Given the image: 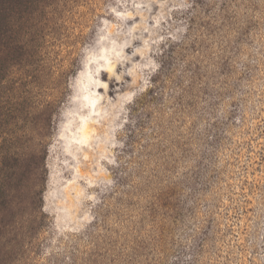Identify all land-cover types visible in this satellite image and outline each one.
I'll return each mask as SVG.
<instances>
[{"label":"clouds","instance_id":"obj_1","mask_svg":"<svg viewBox=\"0 0 264 264\" xmlns=\"http://www.w3.org/2000/svg\"><path fill=\"white\" fill-rule=\"evenodd\" d=\"M0 264H264V0L0 18Z\"/></svg>","mask_w":264,"mask_h":264},{"label":"trees","instance_id":"obj_2","mask_svg":"<svg viewBox=\"0 0 264 264\" xmlns=\"http://www.w3.org/2000/svg\"><path fill=\"white\" fill-rule=\"evenodd\" d=\"M19 10V0H0V18H13Z\"/></svg>","mask_w":264,"mask_h":264}]
</instances>
